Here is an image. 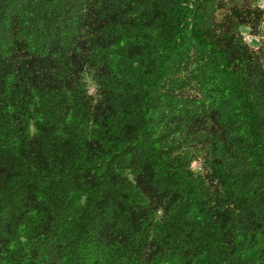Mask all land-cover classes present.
Instances as JSON below:
<instances>
[{"label":"trees","instance_id":"obj_1","mask_svg":"<svg viewBox=\"0 0 264 264\" xmlns=\"http://www.w3.org/2000/svg\"><path fill=\"white\" fill-rule=\"evenodd\" d=\"M261 1L0 0V264H264Z\"/></svg>","mask_w":264,"mask_h":264},{"label":"rangeland","instance_id":"obj_2","mask_svg":"<svg viewBox=\"0 0 264 264\" xmlns=\"http://www.w3.org/2000/svg\"><path fill=\"white\" fill-rule=\"evenodd\" d=\"M244 1H246V0H244ZM251 1H254V0H251ZM261 2H264V0H262ZM258 30H260V29L258 28ZM243 32L245 33L246 30H243ZM245 34H246V33H245ZM261 38H262V36H261V32H256V33H255V37H254V42L252 41V44H253V45H256L257 42H258V40H261ZM198 162H199V161H198ZM199 164H200V162H199Z\"/></svg>","mask_w":264,"mask_h":264},{"label":"built area","instance_id":"obj_3","mask_svg":"<svg viewBox=\"0 0 264 264\" xmlns=\"http://www.w3.org/2000/svg\"><path fill=\"white\" fill-rule=\"evenodd\" d=\"M260 8L264 10V2L260 3ZM244 40L247 41V42H251V37L249 34H245L244 35Z\"/></svg>","mask_w":264,"mask_h":264}]
</instances>
